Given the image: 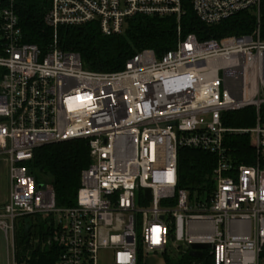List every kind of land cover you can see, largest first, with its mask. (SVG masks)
Masks as SVG:
<instances>
[{"label":"built area","instance_id":"2783aa9c","mask_svg":"<svg viewBox=\"0 0 264 264\" xmlns=\"http://www.w3.org/2000/svg\"><path fill=\"white\" fill-rule=\"evenodd\" d=\"M17 1L0 11V157L10 181L0 232L7 264H26L16 231L23 218L36 216L51 222L57 264H102L107 251L110 264H150L170 247L185 256L194 245H208L202 257L208 252L213 264H264V0H46L45 23L54 30L47 51L24 43ZM189 8L209 27L245 12L256 25L242 36L182 37ZM135 16H174L175 48L162 57L139 52L120 72L92 73L79 54L58 47L60 27L98 23L111 37ZM249 108L253 128L225 127V114ZM236 134L251 136V165L236 166L229 157L225 136ZM81 140L91 163L75 206L61 208L53 187L39 185L28 164L38 148ZM183 148L217 157L210 193L179 189Z\"/></svg>","mask_w":264,"mask_h":264},{"label":"trees","instance_id":"16d2710c","mask_svg":"<svg viewBox=\"0 0 264 264\" xmlns=\"http://www.w3.org/2000/svg\"><path fill=\"white\" fill-rule=\"evenodd\" d=\"M9 0H0V11ZM49 9L46 0H18L16 12L23 32L24 43L36 45L47 51L54 44V30L45 23ZM264 29V2L261 8ZM256 25L255 17L248 12L238 14L218 25L202 24L192 9L182 17V37L194 34L201 41L229 36L251 34ZM178 23L174 16H135L127 21L124 33L111 37L102 34L98 23L80 27H60L57 44L64 52L80 55L85 70L92 73H115L124 70L126 63L137 53L152 50L162 57L173 50L177 43ZM225 127L248 130L255 125L252 108L223 116ZM224 146L236 165H251L254 148L248 134L226 135ZM91 158L87 141H71L46 145L34 152L28 170L39 185H51L58 207L69 208L76 204L82 171L90 166ZM217 165V157L209 152L183 148L178 153L179 189L193 196L210 193L209 177ZM53 228L50 220L42 217L23 218L16 231L18 257L26 264H57L60 250L52 242ZM166 264H213L207 253L201 259L187 254L180 260H167Z\"/></svg>","mask_w":264,"mask_h":264},{"label":"rangeland","instance_id":"374dc122","mask_svg":"<svg viewBox=\"0 0 264 264\" xmlns=\"http://www.w3.org/2000/svg\"><path fill=\"white\" fill-rule=\"evenodd\" d=\"M10 189L9 181V167L8 162L4 156L0 157V208L3 207L8 199ZM183 255L179 254L174 248L168 249L167 257L165 259H150V264H166L167 260L177 261L180 260ZM102 264L111 263V253L104 252L101 255ZM0 264H7V243L0 232Z\"/></svg>","mask_w":264,"mask_h":264},{"label":"water","instance_id":"95a60500","mask_svg":"<svg viewBox=\"0 0 264 264\" xmlns=\"http://www.w3.org/2000/svg\"><path fill=\"white\" fill-rule=\"evenodd\" d=\"M148 198H151V191L147 190ZM192 253L190 254L191 257L195 259H200L202 257V251L210 249L208 245H194L192 246Z\"/></svg>","mask_w":264,"mask_h":264},{"label":"crops","instance_id":"0c3cea01","mask_svg":"<svg viewBox=\"0 0 264 264\" xmlns=\"http://www.w3.org/2000/svg\"><path fill=\"white\" fill-rule=\"evenodd\" d=\"M1 208H2V207H1ZM1 208H0V209H1Z\"/></svg>","mask_w":264,"mask_h":264}]
</instances>
